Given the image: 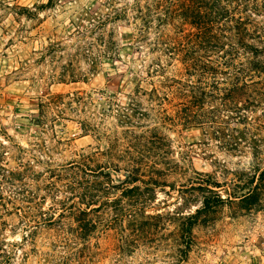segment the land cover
<instances>
[{"label": "rangeland", "instance_id": "rangeland-1", "mask_svg": "<svg viewBox=\"0 0 264 264\" xmlns=\"http://www.w3.org/2000/svg\"><path fill=\"white\" fill-rule=\"evenodd\" d=\"M131 1L0 0V264H264V76L185 127Z\"/></svg>", "mask_w": 264, "mask_h": 264}, {"label": "trees", "instance_id": "trees-1", "mask_svg": "<svg viewBox=\"0 0 264 264\" xmlns=\"http://www.w3.org/2000/svg\"><path fill=\"white\" fill-rule=\"evenodd\" d=\"M52 5L53 0H49L39 9ZM262 10L264 1L261 0H132L113 8L100 26L107 21L131 22L132 19L137 30L136 39L149 43L151 51L158 54L155 72L164 76L162 73L168 66L179 63L180 76H165L166 87H176L191 97L184 103V113L179 115L181 123L189 127L212 123L216 118L197 112L193 107L204 108L210 90L229 88L227 82L216 79L218 76L222 79L235 76L236 83L232 84L235 93L249 87L247 77L260 79L264 76V28L257 18ZM261 81L256 84L264 85V80ZM263 173L264 170L260 177ZM137 181L134 176L126 183ZM153 184L158 185L159 181ZM216 202L223 203L224 198L219 197ZM204 206H209L207 197ZM201 212L199 208L186 218L183 231L188 236Z\"/></svg>", "mask_w": 264, "mask_h": 264}]
</instances>
